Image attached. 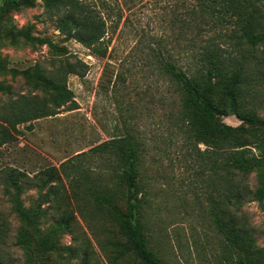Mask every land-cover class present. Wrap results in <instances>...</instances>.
Masks as SVG:
<instances>
[{"label": "rangeland", "instance_id": "obj_1", "mask_svg": "<svg viewBox=\"0 0 264 264\" xmlns=\"http://www.w3.org/2000/svg\"><path fill=\"white\" fill-rule=\"evenodd\" d=\"M85 1L106 22L96 45L104 55L67 37L58 28L61 14L47 11L42 0L9 12L7 25L29 30L35 39L0 40L6 66L0 82L9 87L0 91V264H86L85 252L88 264H111L109 242L125 241L107 209V199L125 206L123 138L140 147L151 248L165 264H226L214 214L227 219L230 176L222 155L190 134L186 94L166 67L192 74L196 54L224 39L232 19L212 0ZM257 1L264 12V0ZM238 50L246 62L243 108L260 121L243 124L256 126L264 139V43ZM47 79L71 90L72 100L56 115L15 124L10 102L46 98ZM222 119L242 124L234 114ZM248 148L264 155L252 143ZM260 174L246 177L248 192L237 213L264 248V201L250 199L262 186ZM19 202L35 214L33 224L23 220ZM63 215L71 226L58 223ZM116 264L143 263L129 249Z\"/></svg>", "mask_w": 264, "mask_h": 264}, {"label": "trees", "instance_id": "obj_2", "mask_svg": "<svg viewBox=\"0 0 264 264\" xmlns=\"http://www.w3.org/2000/svg\"><path fill=\"white\" fill-rule=\"evenodd\" d=\"M47 11L60 13L58 28L69 38H75L99 54L105 52L96 45L105 32L106 22L101 18L90 3L85 0H42ZM35 0H4L0 5V40L3 36L17 41L20 37L28 41L35 38L26 29L9 27L12 22L9 12L22 7L34 5ZM213 8L222 10L232 19L233 28L227 30L224 39L207 45L196 54L195 69L192 74L167 63L166 69L174 79L182 85L186 94L184 99V119L190 126L189 131L197 141L203 142L214 153L222 155V166L230 176L228 210L225 215L214 214L218 232L223 237L225 247L224 262L226 264H262L264 263V248L256 244V239L248 223L238 216L242 208L240 198L247 193L246 177L254 170H260L262 186L251 194L252 200L264 201V155H258L248 148L251 143L264 151V139L256 126H245L243 123L256 124L259 121L256 114L244 110L240 83L245 75L246 62L238 53L240 46L255 48L264 43V12L257 0H212ZM243 49V48H241ZM6 66L0 63V70ZM73 69L67 70L68 73ZM28 74V72H25ZM29 75V74H28ZM39 73V77H41ZM37 81L39 79L37 78ZM50 85V94L46 98L20 96L10 102V116L16 119L15 124L33 121L41 117L56 115L58 108L73 98V92L65 86H58L54 80H46ZM9 87L0 82V91ZM51 103V104H50ZM52 105V106H51ZM230 114L241 119L242 124L233 126L226 123L222 117ZM12 133L8 131L7 135ZM11 137V136H10ZM4 137L1 143L10 139ZM252 138L254 141L249 142ZM120 143L122 158V178L124 180L123 197L125 206L107 199L111 220L118 228L125 241L109 242L112 248L111 264H116L119 254H125L131 249L143 264H165L149 244L144 221V187L141 184L139 145L130 139L123 138ZM218 157L216 164H218ZM64 165V163H63ZM239 177H243L239 179ZM14 183H16L14 181ZM21 186H19L20 188ZM236 208V209H235ZM18 212L28 224L35 222V214H31L21 202L17 205ZM238 216V218L236 217ZM248 222V221H247ZM58 223L71 226L72 219L63 215ZM88 264L85 252L83 258Z\"/></svg>", "mask_w": 264, "mask_h": 264}]
</instances>
